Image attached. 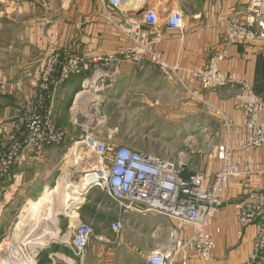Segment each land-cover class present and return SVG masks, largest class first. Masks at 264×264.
Masks as SVG:
<instances>
[{"label": "crops", "instance_id": "crops-1", "mask_svg": "<svg viewBox=\"0 0 264 264\" xmlns=\"http://www.w3.org/2000/svg\"><path fill=\"white\" fill-rule=\"evenodd\" d=\"M154 2L156 0L141 1L143 5H148L149 9ZM59 5H62L63 9L49 14L53 27L48 29L50 39L41 49L47 53L57 52L64 57L80 55L88 65V71L83 73L79 90L94 75L104 77L99 83L102 78L100 77L95 86L97 94L104 101L118 102L127 111H140L145 117L160 119L161 133L175 137L184 135L190 143V149H196L198 155L202 154L203 161L201 168L197 170L191 168L187 162L189 160L180 161L184 164L183 175L190 176L202 172L208 179H212L221 169L222 163L217 159H209L208 155L226 143L237 148L243 143V112L235 101L237 88L206 91L197 85L201 99H190L179 83L170 81L153 64L121 59L123 49L117 28L118 10L112 11L116 18L111 15L112 20H108L105 19L102 0H54L53 9ZM171 6L183 12L185 28L183 31L170 30L165 19V25L160 30V42L156 47L163 51L166 63L178 68L183 75L184 71L206 66L216 52H222L225 60L220 64V69L249 83L264 104V39L249 45L226 46L222 42L226 22L236 17L246 18L241 0H172ZM133 9L137 10V6ZM56 11L63 13L58 14ZM170 12L169 10L167 16ZM57 21L62 22L63 26L57 28ZM132 27L135 32L134 25ZM146 33L150 39H154L151 32ZM35 48L37 47L31 50L34 53L38 52ZM122 146L123 144L117 147ZM72 148L65 155L62 168L66 165ZM196 150L191 153L196 154ZM52 152L49 149L26 155L14 168V183L22 182L23 187L27 184L37 185V197L29 200L27 206L32 201L40 200L54 185V173L61 160H56ZM239 154L245 163L251 158L255 165L264 168V148L250 154ZM167 160L177 164L175 160ZM191 161L194 162L195 159ZM35 165L39 167L37 171L26 170ZM90 186L91 184L85 186L79 195H73L71 202L74 204L70 202L65 210H68L71 217H65V228L72 224V221L89 223L94 220L95 235L86 248L84 258H77L64 244L65 239L62 237L49 241L45 245L48 246L46 252L37 253L35 264H151L148 260L151 253L166 250L171 244H175L171 238L174 231L179 234L178 242L181 247L189 241L194 232L193 228L184 227L179 221L162 214L125 212L111 199L102 202V192L97 188L88 189ZM255 188L264 189V177L237 179L226 190V204L217 211L209 227V233L217 246L212 261H202L193 247L186 246L181 248L173 264L247 263L253 252L257 227H248L244 236L239 237L241 227L237 220V204L248 189ZM87 189L88 192L83 197ZM117 220L122 221L124 225L119 234L111 229V224Z\"/></svg>", "mask_w": 264, "mask_h": 264}, {"label": "built area", "instance_id": "built-area-1", "mask_svg": "<svg viewBox=\"0 0 264 264\" xmlns=\"http://www.w3.org/2000/svg\"><path fill=\"white\" fill-rule=\"evenodd\" d=\"M125 0H102L104 12L111 16L114 10H120ZM246 18H232L226 22L222 42L226 46L249 45L264 39V0H241ZM146 24L156 28L155 42L142 41L138 48H129L122 52L125 60L137 63L149 62L158 67L170 81L177 82L190 99L200 100L197 85L203 90L237 88L235 101L243 112L242 129L244 139L237 148L226 143L213 151L209 159L222 163L221 169L212 179L197 172L183 175V163L167 160L163 157L137 152L130 147H118L112 152L108 143L88 138L91 149L99 158L94 167L95 176L90 188L102 192V202L111 199L127 211L151 212L165 215L179 221L194 232L186 244L179 245L178 232L174 231L171 244L166 250H158L148 256L151 264H173L181 248H194L196 255L204 262L215 257L216 242L209 233V227L217 211L226 204L225 192L229 185L243 177H264V168L255 165L251 158L245 163L239 152L250 154L264 148V104L253 92L249 83L240 80L235 74H226L220 69L225 60L224 53L216 52L204 67L181 71L171 67L163 57V51L156 47L160 42L159 15L154 8L144 13ZM166 26L173 31H183L185 21L180 9H173L166 18ZM143 37L146 34L143 33ZM49 65H55L59 53H52ZM62 72V81L69 80L73 74L88 71L84 59H68ZM53 99V97H52ZM54 111L48 115H33L32 123L24 126L22 118L16 124L15 132L6 134L0 153V172L8 174L19 158L50 145H60L67 137V130H56L52 121ZM85 191L83 196L85 197ZM85 199V198H84ZM237 220L241 227L239 237L246 229L256 225L257 234L253 252L245 264H264V189H248L237 204ZM111 229L119 234L124 229L123 222L117 220ZM69 236L64 244L73 254L82 260L86 248L95 235L94 220L89 223L75 222L68 226ZM37 256V255H36Z\"/></svg>", "mask_w": 264, "mask_h": 264}, {"label": "rangeland", "instance_id": "rangeland-1", "mask_svg": "<svg viewBox=\"0 0 264 264\" xmlns=\"http://www.w3.org/2000/svg\"><path fill=\"white\" fill-rule=\"evenodd\" d=\"M141 1L144 0H140V2L139 0H125L122 8L116 12L118 13L116 15L119 20L117 28L120 32L122 52L129 48H138L142 45V41L155 42L156 28L146 24L144 13L139 16L136 15L139 8H149L148 5H143ZM171 1L156 0L153 6H150L155 7L157 13L159 12L161 24V27L158 28L159 31L165 25L164 21L169 10L178 9L172 8ZM138 2L139 4H137ZM53 3L54 0H19L18 2L16 0H0V153L6 134L11 135L15 132L16 124L20 118L26 127L32 123L33 115L45 116L53 109L52 121L55 129L67 130L64 143L45 146L26 154L27 156L33 155L50 149L55 154L56 160H61L54 173L55 177L54 180L52 179V184H54L55 178L62 168L65 155L72 147L74 150L84 146L85 161L81 166L71 168L68 176L69 181L72 184H78L83 178L89 180V174L95 173L94 167L99 158L90 146L86 147L90 143L88 138L108 143L112 147L111 153L118 148L117 146L123 144V146L130 147L137 152L163 156V158L175 160L177 163L189 160L187 162L191 168L200 169L203 161L201 159L202 154L198 155L196 149H190V143L184 138V135L175 137V135L161 133L160 119H150L140 111L135 113L127 111L118 102L104 101L97 94V87L95 86L90 90V95L80 100L76 109H71L74 105L73 95L81 87L80 81L84 74H73L65 82L62 81L61 76L68 59H80L81 56L69 55L64 57L59 54L56 64L49 65V58L53 55L41 49L50 39L47 34L48 29L53 27V23L49 21V14L55 10L63 9L62 5L55 6L53 9ZM136 6L137 10L133 9ZM56 12L58 14L63 13V11ZM110 14L112 15V12ZM104 15L106 17L104 18L108 20H112V16L115 17L114 14L109 16L105 12ZM56 24L57 28L60 25L63 26L62 22L57 21ZM142 25L145 26L142 27ZM144 30L151 32L154 39H150ZM143 33H146V37H143ZM34 47H37L35 49L38 52L31 51ZM122 52L121 59L125 60ZM103 78L100 79L99 83L103 81ZM192 150H196V154H192ZM22 158L15 162L8 174L0 172V262L5 254V248L11 241L23 249V259L30 258L35 261L38 252H46L48 246L45 245L49 241L62 237L65 239L70 235L68 227L65 228L64 225L66 224L65 217L69 219L71 217L68 215V210L66 212L61 206L66 202L64 193L58 196L51 206L50 212L56 214H54L56 216V229H54L55 224L54 226L51 224L52 227L48 228L51 219H46L39 220L35 228H33L34 225L31 226L30 233L29 231L14 233L19 214L27 206L29 200L37 197L36 191L38 189L36 184H27L23 187L22 182H13L14 168ZM197 158L200 159V162ZM191 159H195V161L192 162ZM38 168L35 165L26 168V170L35 172ZM16 184L18 185L15 186ZM13 185L14 187H12ZM72 198L74 199L73 196H70V200ZM32 240L33 242H31ZM22 263L19 262L18 264Z\"/></svg>", "mask_w": 264, "mask_h": 264}, {"label": "bare ground", "instance_id": "bare-ground-1", "mask_svg": "<svg viewBox=\"0 0 264 264\" xmlns=\"http://www.w3.org/2000/svg\"><path fill=\"white\" fill-rule=\"evenodd\" d=\"M100 77L97 75H94L93 78L88 79L85 82V84L82 86V88L73 95L74 105L71 108L72 110L76 109V107L78 106L81 99H83L85 96L91 94L90 90L94 86L97 85V82L99 81ZM89 144L91 145V142ZM89 144L86 147H89ZM83 147L84 146H82L80 148H76L70 152L69 157L65 163L66 165L63 166V168L60 171V174L57 175L56 181H55L53 187L51 189L47 190L40 200L32 201L30 203V205H28L27 207H24V209L21 211V213L18 216V220L16 221V224L14 227V233L15 234H19V233L25 232V231H27V232L29 231V233H30L31 232L30 227L34 225L33 228H35L38 225L39 220L51 219V222H49V225H48V228H51L52 225L54 226L55 221H56L55 220L56 214L50 212L52 209L51 206L54 204V202L56 201L58 196L63 195V193H64V195H66L65 196V201H66L65 203H67V202L68 203L67 204L64 203L61 205L66 210L68 208V205L71 202L70 196L72 197L73 195H77L83 188H85V186L88 185V182H89V185L92 184L95 173L89 174L90 175L89 180L84 179L82 184H80V183L72 184L69 181V177H68L71 168H73L74 166H81L82 164H84L83 162L85 161V152L83 150ZM88 167H90V165H88ZM72 204H74V203H72ZM72 222H73L72 224H74V221H72ZM55 227H56V224L54 226V229H56ZM59 239H61V238H59ZM31 242H33V240ZM18 246H20V245H18ZM23 252L24 251L22 248L17 247L11 241L7 245V248H5V251H4L5 254H4L3 259L0 262V264H16V263L18 264L19 262H23L22 264H35V261H33L34 259L31 260L27 256L26 257L28 259H26V260L23 259V255H24Z\"/></svg>", "mask_w": 264, "mask_h": 264}, {"label": "water", "instance_id": "water-1", "mask_svg": "<svg viewBox=\"0 0 264 264\" xmlns=\"http://www.w3.org/2000/svg\"><path fill=\"white\" fill-rule=\"evenodd\" d=\"M149 8L147 7H143V8H139L137 11H136V15L139 16L141 14H143L144 12H146ZM93 172V171H92ZM223 207V205H222Z\"/></svg>", "mask_w": 264, "mask_h": 264}]
</instances>
